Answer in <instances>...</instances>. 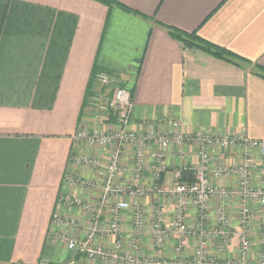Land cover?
I'll list each match as a JSON object with an SVG mask.
<instances>
[{"label": "crops", "instance_id": "1", "mask_svg": "<svg viewBox=\"0 0 264 264\" xmlns=\"http://www.w3.org/2000/svg\"><path fill=\"white\" fill-rule=\"evenodd\" d=\"M110 10L97 0H0V264H121L89 260L58 240L60 232L82 239L91 224V212L70 205L65 197L97 198L105 169L74 164V151L109 158V149L75 143L81 124L115 127L104 113L90 105L98 86L95 66L111 72L133 90L134 108L130 127L147 124L170 130L166 122L177 119L189 132L246 134L264 139V78L256 74L264 67V0H118ZM137 11V12H135ZM195 31L224 46L252 64L239 66L198 50L184 48L165 25ZM113 86V85H112ZM111 86V87H112ZM103 115V116H102ZM149 147L138 186L153 184L168 189L176 184L175 170L198 162L196 148L186 145V159L179 148L166 152V170L155 178ZM134 146L125 147L124 183H133ZM242 148L231 150L225 162L238 164ZM256 158L258 155L256 152ZM88 182L72 186L67 173ZM258 181L259 179L256 178ZM236 180L220 178L219 186ZM62 197V198H61ZM132 209L122 214L124 252L141 256L172 258L180 240L170 237L157 247L151 234L155 207L162 202L170 226L174 199L150 194L128 197ZM213 199L207 226L219 228ZM231 235L227 247L218 250L219 239L210 237V254L222 261L241 256L239 244L240 203L225 200ZM140 207L144 231L140 248L132 240L133 210ZM59 211L74 225L57 227L53 215ZM188 224L198 222L191 206ZM95 243L110 248L114 237L106 232L109 215L100 219ZM251 261L259 260L261 227L252 222ZM183 253L192 255L195 236L183 238Z\"/></svg>", "mask_w": 264, "mask_h": 264}, {"label": "built area", "instance_id": "2", "mask_svg": "<svg viewBox=\"0 0 264 264\" xmlns=\"http://www.w3.org/2000/svg\"><path fill=\"white\" fill-rule=\"evenodd\" d=\"M98 86L90 96V105L104 113V120L116 124L112 128L81 124L73 137L75 143L108 148L109 158L87 155L74 151L71 161L77 165L104 168L105 177L97 198L65 197L70 205L81 206L91 212V224L87 235L79 239L68 232L62 231L58 240L68 249L82 253L89 260H100L121 264H264V139L251 138L246 134H213L202 131L189 132L183 129L177 119L166 122L170 130H159L147 124L142 130L130 127L131 114L134 108L133 90L120 83L111 72L99 70L95 74ZM113 85V86H112ZM112 86V87H111ZM103 116V115H102ZM134 146L132 169L133 183H124L123 157L125 147ZM196 148L198 162L195 165L185 164L175 170L176 184L165 189L159 184L151 187H141L137 182L146 164L149 147L150 156L155 164L154 175L158 179L166 170V152L170 147L179 148L181 158L186 159L185 146ZM241 146L242 156L238 164L225 162L227 154ZM256 152L258 160L256 158ZM192 170L194 181L183 179V172ZM233 178V186H219L215 180ZM256 178L259 180L257 181ZM65 180L72 186L85 185L88 182L75 174L67 173ZM156 193L169 195L174 199V217L170 226L165 223L166 215L162 202L157 201L151 234L155 246L162 247L170 237L180 240L172 258L141 256L138 252H124L122 233V214L132 206L128 197H144ZM237 197L240 203V231L239 258L222 261L210 254V237L219 239L218 250L223 251L228 244L231 230L230 215L225 200ZM62 198V197H61ZM220 199L222 203L217 208L218 229L211 230L207 226L208 210L213 199ZM197 210L198 222L190 226L187 220L189 208ZM107 212L109 226L106 232L114 237L110 248L95 243L101 229V216ZM258 219L261 227L259 260L253 262L248 253L252 248V222ZM53 225L72 226L74 220L64 218L59 211L53 215ZM144 231V216L140 207L133 210L132 240L136 250L140 248V237ZM196 238V248L192 255H185L182 240L187 235ZM67 264H75L71 261Z\"/></svg>", "mask_w": 264, "mask_h": 264}, {"label": "trees", "instance_id": "3", "mask_svg": "<svg viewBox=\"0 0 264 264\" xmlns=\"http://www.w3.org/2000/svg\"><path fill=\"white\" fill-rule=\"evenodd\" d=\"M103 4H106L109 8V10L115 6L119 5L123 7L126 10L134 11L132 8L124 5L123 3L119 2L118 0H97ZM137 12V11H135ZM165 25V24H164ZM170 34L177 40L181 42L184 48L192 49V50H198L202 51L204 53H207L209 55H212L216 58L223 59L226 61H229L233 64L239 65V66H245L252 64L251 60L244 58L240 56L239 54L233 52L232 50L221 46L219 44H216L203 36H201L197 30L195 31H186L181 28L165 25ZM97 66H95L93 70V75L99 71ZM256 74L264 78V67L257 64L256 66ZM183 179L187 181H194V173L192 170H185L183 172Z\"/></svg>", "mask_w": 264, "mask_h": 264}, {"label": "rangeland", "instance_id": "4", "mask_svg": "<svg viewBox=\"0 0 264 264\" xmlns=\"http://www.w3.org/2000/svg\"><path fill=\"white\" fill-rule=\"evenodd\" d=\"M76 264V263H75Z\"/></svg>", "mask_w": 264, "mask_h": 264}]
</instances>
